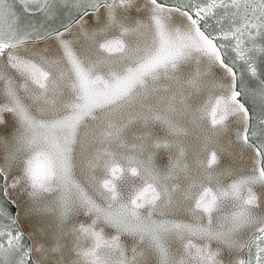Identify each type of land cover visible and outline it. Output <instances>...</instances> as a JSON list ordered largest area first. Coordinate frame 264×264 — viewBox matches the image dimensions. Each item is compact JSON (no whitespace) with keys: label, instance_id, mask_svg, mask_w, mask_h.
I'll list each match as a JSON object with an SVG mask.
<instances>
[{"label":"snow or ice","instance_id":"snow-or-ice-1","mask_svg":"<svg viewBox=\"0 0 264 264\" xmlns=\"http://www.w3.org/2000/svg\"><path fill=\"white\" fill-rule=\"evenodd\" d=\"M0 264H264V0H0Z\"/></svg>","mask_w":264,"mask_h":264},{"label":"flooded vegetation","instance_id":"flooded-vegetation-1","mask_svg":"<svg viewBox=\"0 0 264 264\" xmlns=\"http://www.w3.org/2000/svg\"><path fill=\"white\" fill-rule=\"evenodd\" d=\"M6 207H8L10 210L15 211V208L11 204H6Z\"/></svg>","mask_w":264,"mask_h":264},{"label":"water","instance_id":"water-1","mask_svg":"<svg viewBox=\"0 0 264 264\" xmlns=\"http://www.w3.org/2000/svg\"><path fill=\"white\" fill-rule=\"evenodd\" d=\"M13 207L15 208V206L13 205Z\"/></svg>","mask_w":264,"mask_h":264}]
</instances>
